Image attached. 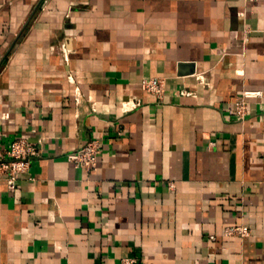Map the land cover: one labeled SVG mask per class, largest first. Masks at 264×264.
Here are the masks:
<instances>
[{"label": "crops", "instance_id": "obj_1", "mask_svg": "<svg viewBox=\"0 0 264 264\" xmlns=\"http://www.w3.org/2000/svg\"><path fill=\"white\" fill-rule=\"evenodd\" d=\"M16 138L42 153L0 179V264H264V0H0V151Z\"/></svg>", "mask_w": 264, "mask_h": 264}, {"label": "built area", "instance_id": "obj_2", "mask_svg": "<svg viewBox=\"0 0 264 264\" xmlns=\"http://www.w3.org/2000/svg\"><path fill=\"white\" fill-rule=\"evenodd\" d=\"M71 78V76H70ZM143 89L162 100L165 94L166 81L164 77L144 78L141 81ZM180 94L188 95L189 92L181 90ZM261 91L245 90L234 99L233 113L238 120H244L248 114V107L252 99L261 96ZM127 104V103H126ZM42 149L39 145L29 142L25 138H16L10 142L8 147L0 151V179L14 184L18 176L26 173L30 168V160L40 156ZM101 153V143L98 139H91L79 149L67 154V160L75 168H84L86 171L96 169L98 157ZM167 187L171 190L175 188V183L169 181ZM225 236L245 237L249 235V230L244 225H232L224 228ZM213 238V236H209ZM133 263L134 260L129 261Z\"/></svg>", "mask_w": 264, "mask_h": 264}]
</instances>
